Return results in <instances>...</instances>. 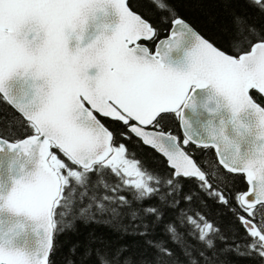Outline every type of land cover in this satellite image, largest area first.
Listing matches in <instances>:
<instances>
[{"label": "snow or ice", "instance_id": "6c2138e0", "mask_svg": "<svg viewBox=\"0 0 264 264\" xmlns=\"http://www.w3.org/2000/svg\"><path fill=\"white\" fill-rule=\"evenodd\" d=\"M152 2L169 29L129 0H0V264H54L56 237L97 218L153 255L94 239L85 264H230L229 254L264 264V26L233 11L210 41L169 0ZM248 3L264 14V0ZM132 136L168 170L137 158ZM190 145L213 149L216 168ZM194 200L233 223L222 229ZM158 227L168 241L151 238Z\"/></svg>", "mask_w": 264, "mask_h": 264}, {"label": "trees", "instance_id": "16d2710c", "mask_svg": "<svg viewBox=\"0 0 264 264\" xmlns=\"http://www.w3.org/2000/svg\"><path fill=\"white\" fill-rule=\"evenodd\" d=\"M169 3L179 17L189 22L210 41H219L222 35L221 30L231 26V13L233 11L246 17L249 23L255 24L257 27L264 26V14L251 7L248 0H228L227 3H225V0H169ZM129 5L157 28L161 30L169 29V14L156 8L152 0H129ZM251 95L255 100L260 101L261 95L258 92L253 90ZM101 119L105 120L113 130H119L122 127L119 123L107 121L106 118L101 117ZM174 122L173 120L172 131L180 135V129L176 127ZM124 142L149 169L157 172L168 170L166 158L156 153L149 146L143 145L142 141L135 136ZM188 150L194 154L195 160L205 170L211 171L216 168L217 158L213 149H202L190 145ZM189 189H196L195 181H185L184 191ZM125 194L127 195V193ZM155 203H157L155 199L144 201V204ZM192 206L205 213L210 221L219 224L222 229H226L227 226L233 223L232 214L222 205H218L211 200H208L207 206H201L194 200ZM174 216V211L165 209V221L172 220ZM237 229H239L238 232ZM232 231L237 232L238 236L244 235L243 229H240L238 224L232 228ZM226 234L230 235L231 233ZM151 238L168 241V237L163 234L161 227L155 229V233ZM94 239L103 240L113 248L121 244L127 245L130 251L136 255L145 254L149 258L153 255L152 249H146L144 238L131 234L122 235L120 229L115 228L101 218H97L93 221H77L73 230L66 231L56 237V252L52 257L54 264H69L70 261L72 264H85L81 252ZM192 242L195 243L194 240ZM92 246L96 247L97 245L92 243ZM218 246L223 247L222 244H218ZM168 247L172 248L177 255H180V250L174 244L169 243ZM180 259L184 260V257L180 256ZM227 260L230 264H260L258 257H242L235 254H229ZM86 264H94V260H89Z\"/></svg>", "mask_w": 264, "mask_h": 264}, {"label": "water", "instance_id": "95a60500", "mask_svg": "<svg viewBox=\"0 0 264 264\" xmlns=\"http://www.w3.org/2000/svg\"><path fill=\"white\" fill-rule=\"evenodd\" d=\"M132 9V8H131ZM133 10V9H132ZM134 11V10H133ZM134 12H136V11H134ZM137 14H140V13H138V12H136ZM141 15V14H140ZM142 16V15H141ZM143 17V16H142ZM144 18V17H143ZM179 18H181V17H179ZM146 19V18H145ZM183 19V18H182ZM186 21V20H185ZM187 22V21H186ZM187 23H189V22H187ZM190 24V23H189ZM191 25V24H190ZM192 26V25H191ZM196 31H198L194 26H192ZM199 32V31H198ZM200 33V32H199ZM206 38V37H205ZM186 47H188L189 49H190V47H191V44H188V45H186ZM253 90H255V89H253ZM251 91V90H250ZM256 91V90H255ZM257 92V91H256ZM262 95V94H261ZM202 115V118H204V119H206L207 118V115L205 114V113H202L201 114ZM3 171V169H0V172H2Z\"/></svg>", "mask_w": 264, "mask_h": 264}, {"label": "flooded vegetation", "instance_id": "af4514ba", "mask_svg": "<svg viewBox=\"0 0 264 264\" xmlns=\"http://www.w3.org/2000/svg\"><path fill=\"white\" fill-rule=\"evenodd\" d=\"M144 17V16H143ZM145 18V17H144ZM147 19V18H146ZM202 34V33H201ZM203 35V34H202ZM204 36V35H203ZM205 37V36H204ZM207 38V37H206ZM208 39V38H207ZM175 121V120H174ZM174 124H176V121L174 122ZM179 129V128H178Z\"/></svg>", "mask_w": 264, "mask_h": 264}]
</instances>
